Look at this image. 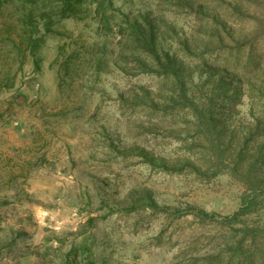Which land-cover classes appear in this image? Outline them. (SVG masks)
I'll return each instance as SVG.
<instances>
[{"label":"trees","instance_id":"1","mask_svg":"<svg viewBox=\"0 0 264 264\" xmlns=\"http://www.w3.org/2000/svg\"><path fill=\"white\" fill-rule=\"evenodd\" d=\"M68 18L97 24L90 42H82L62 62L72 79L71 72L82 66L77 77L83 98L100 100L101 95L118 104L122 114L114 129L144 116L145 140L167 125L180 143L175 157L142 142L122 147L111 136L116 133L111 117L104 116L98 125L100 147L105 154L110 149L111 160L136 159L201 182L227 175L242 189L239 207L222 215L191 203L162 205L152 189L135 186L120 210L108 203L102 217L136 215L138 230L147 224V211L170 221L192 216L201 225H218L219 233L208 239L222 241L203 253L186 254L180 264H264V225L248 221L264 209V0H0V91L16 87L29 57L34 72L41 71V48ZM113 77L116 84L107 87ZM146 77L156 83H141ZM20 87L15 93L22 95ZM245 103L248 114L239 117ZM119 177L114 179L120 184ZM104 180H91L96 191L107 188ZM82 193L87 197L88 192ZM99 219L90 216L79 230L84 238L67 251L53 253L52 246L39 251L41 264L50 259L56 264H110L106 254L93 248L90 230ZM156 238L155 245H161L162 234ZM129 250L119 259L140 257L135 248Z\"/></svg>","mask_w":264,"mask_h":264},{"label":"rangeland","instance_id":"2","mask_svg":"<svg viewBox=\"0 0 264 264\" xmlns=\"http://www.w3.org/2000/svg\"><path fill=\"white\" fill-rule=\"evenodd\" d=\"M11 11H6L8 17ZM96 28L93 19L61 21L40 50L41 71L34 72L29 57L16 87L0 91V264H41L37 253L46 246H52L53 253L57 248L67 251L73 241L84 238L79 230L90 216L100 218L90 230L93 248L106 254L110 264H180L186 254L203 253L222 241L208 239L219 233L218 225H201L192 216L170 221L147 211L143 213L147 224L138 230L136 215L126 218L116 212L102 217L108 203L120 210V202L135 186L152 189L162 205L185 207L191 203L222 215L240 205L242 189L227 175L201 182L185 173L153 169L136 159L129 163L113 161L110 149L105 154L100 147L102 130L98 129L104 116L111 117V130L116 132L111 136L122 147L142 142L169 157L178 156L181 149L167 125L145 140L141 127L144 116L135 122L129 120L122 130L114 129L115 119L122 114L118 104L99 93L100 100L83 98L81 78L77 77L82 66L77 73L71 72L73 79L71 74L67 76L63 60L82 42L89 43ZM65 75L68 80L61 85ZM110 79L107 87L116 84L114 77ZM140 81L156 83L148 77ZM17 87L22 95L15 93ZM248 108V103L243 104L238 116H247ZM93 115L96 118H90ZM116 175L120 184L114 179ZM101 177L108 186L96 191L91 180ZM83 191L88 192L87 197ZM248 221L264 225V209L249 216ZM159 234L163 242L156 246ZM10 243H14L12 251ZM134 248L139 258L119 259ZM44 263L56 264L51 259Z\"/></svg>","mask_w":264,"mask_h":264}]
</instances>
